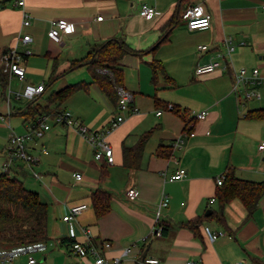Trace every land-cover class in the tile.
<instances>
[{"label": "crops", "instance_id": "obj_1", "mask_svg": "<svg viewBox=\"0 0 264 264\" xmlns=\"http://www.w3.org/2000/svg\"><path fill=\"white\" fill-rule=\"evenodd\" d=\"M19 1L0 0V170L11 135L28 131L25 113L30 105L38 102L55 110L58 105L49 98L73 85L83 87L60 108L90 130L108 128L118 101L94 83L88 66L75 63L112 39L137 52L127 53L119 63L122 87L133 95L131 109L136 112H127L126 120L106 136L113 164L98 160L97 149L76 129L52 123L42 139L28 145L40 160L34 169L41 178H32L20 161L11 168L10 174L29 184L48 206L50 245L38 264H94L91 257L70 252L74 241H88L85 228L105 257H121L123 264H143L149 258L161 264H264V195L253 214L239 199L222 207L218 197L221 177L225 183L228 175L264 183V83L241 84L235 90V73L243 68L249 74L258 69L264 81V0H24V6ZM193 5L211 15L209 28L188 30L182 13ZM143 6L156 9L152 19L140 16ZM25 14L29 26L23 25ZM58 19L76 26L61 43L48 36L51 22ZM25 36L32 41L25 44ZM200 45L209 50L199 52ZM12 50L25 60V80L6 71L5 56ZM215 60L223 67L196 75L197 66ZM153 62L159 66L155 81ZM27 85H44L46 92L25 98ZM249 92L260 98L245 97ZM169 105L175 109L168 110ZM202 112L207 113L204 121L195 118ZM188 124L195 136L184 138ZM146 134L139 168L130 169L124 164V147L136 146ZM180 169L186 177L171 181ZM132 188L138 192L136 201L125 195ZM98 190L112 195L110 210L101 217L93 205ZM165 198L169 205L160 223L167 231L156 236V211ZM84 204L88 210L74 223L76 238L70 239L62 218L72 206ZM195 219L200 220L195 229L185 225ZM206 227L223 234L211 241ZM106 243L111 247L105 248Z\"/></svg>", "mask_w": 264, "mask_h": 264}, {"label": "built area", "instance_id": "obj_2", "mask_svg": "<svg viewBox=\"0 0 264 264\" xmlns=\"http://www.w3.org/2000/svg\"><path fill=\"white\" fill-rule=\"evenodd\" d=\"M19 6H24V0H21L17 3ZM156 14V9L150 6H143L140 11V16L146 19H152ZM182 19L186 23L188 30L196 31L201 29H207L211 26L212 17L210 14L206 13L201 5L189 6L182 13ZM99 21L103 20V17L98 18ZM24 26L30 25V17L25 14L24 16ZM76 26L73 22H70L66 19H58L51 22V27L48 32V36L57 43H61L63 36L66 34H71L75 31ZM25 44H28L32 41L30 36H25L23 38ZM229 51L233 50V47L226 42L224 44ZM197 50L199 52H205L209 50V47L206 45L198 46ZM29 51H26V54H29ZM6 61V71L11 75L18 77L20 80H25L26 78V67L25 60L23 56L18 53L16 50L10 51L5 56ZM223 67V64L219 60L212 61L205 65H199L196 67L195 73L197 76H204L211 74L218 69ZM259 70H253L251 74L248 73L246 69H241L235 73V90L241 84H251V85H261L264 83L261 80L259 75ZM46 92V87L44 85H27L23 92V97L28 99H34L38 96H42ZM118 105H117V115L112 121L110 126L101 131L90 130L88 126L81 123L75 119L71 112L64 110L58 114H45L41 116L36 123L30 124L28 131L25 134H12L10 138V143L6 150L7 161L3 164L0 170V175L7 174L11 172V168L17 161L23 163L25 167L29 170L32 178L40 179L41 175L38 171L34 169V166L39 163V158L32 155L28 150V145L31 142H34L36 139H42L46 133L51 130L52 123L56 125H63L67 127H72L76 129L79 134H81L93 148L97 149L96 158L102 160L107 159L108 163H114V153L112 147L107 143L106 136L110 134L115 128L121 125L126 120V113L133 112L136 110L131 109L133 102V95L124 87H118ZM247 98H260V95L255 92H249L245 95ZM174 106L169 105V110H173ZM158 113V115H160ZM195 118L204 121L207 118V113L202 112L195 115ZM191 124L187 125V130L184 133V138L195 136L194 132L188 131L191 127ZM183 142L182 139L178 140V143ZM260 150H264V143L260 145ZM43 152H47L45 148L42 149ZM186 170L180 169L176 174H174L170 180L179 181L186 177ZM77 181L82 180V175L77 173L75 175ZM224 177H221L218 180V184L223 185ZM126 197L131 201H136L139 199L138 192L136 189L132 188L126 192ZM216 199H213L214 203ZM169 199L165 198L159 205L156 211V221L158 226L153 230V235L161 236L163 234V226L160 223L161 218L163 217V208L168 207ZM88 210V206L78 205L72 206L69 209V212L65 214L62 218L66 231L70 239H75L76 235L74 232V223L77 221L78 217ZM83 232L88 239L87 242L74 241L70 246V252L72 255L79 258H88L91 257L94 260V264H123L121 257L116 258H107L102 253V250L96 246V244L91 240V230L90 228L83 229ZM206 233L208 238L211 241H215L221 236L222 232H213L210 228L206 227ZM48 241H40L35 243H30L22 246H16L7 249H0V264H17L18 260L26 259L27 264H38L39 260L37 255L45 254L49 249ZM105 248H110L111 244L106 243ZM130 252L129 249L125 250L124 255H127ZM143 264H161L159 260L154 258L146 259ZM193 264V263H189ZM236 264H249L245 260L238 261Z\"/></svg>", "mask_w": 264, "mask_h": 264}, {"label": "trees", "instance_id": "obj_3", "mask_svg": "<svg viewBox=\"0 0 264 264\" xmlns=\"http://www.w3.org/2000/svg\"><path fill=\"white\" fill-rule=\"evenodd\" d=\"M159 44L150 51L156 50ZM127 53H137L130 49L123 40L112 39L94 48L88 57L75 63V66H88L92 73L94 83H97L107 96L117 104L118 87L123 86V71L119 63ZM156 79L157 63H151ZM82 84L73 85L62 91L54 93L48 100L50 104H57L55 110L43 103L30 105L27 116L31 124L45 114H58L63 103L74 92L82 89ZM169 110V106H167ZM175 109V108H174ZM173 109V110H174ZM264 114V109L260 111ZM149 134L142 136L134 147H124L125 165L130 169L139 168L144 146ZM227 183L223 182V189L218 197L222 207L234 199H239L247 208L249 214L257 209L259 200L264 195V183H251L236 179L234 175L226 177ZM224 183L226 185H224ZM112 195L98 190L93 195V205L98 217L105 215L110 210ZM200 220L195 219L185 225L195 229ZM167 226L163 225V232ZM49 241L48 237V206L39 194L28 189L18 177L10 173L0 175V248H12L30 243Z\"/></svg>", "mask_w": 264, "mask_h": 264}, {"label": "rangeland", "instance_id": "obj_4", "mask_svg": "<svg viewBox=\"0 0 264 264\" xmlns=\"http://www.w3.org/2000/svg\"><path fill=\"white\" fill-rule=\"evenodd\" d=\"M20 91V90H19ZM25 102H24V100H22V102H21V104H24ZM27 187H29L30 188V185L29 184H27ZM0 249H5V247H2V248H0ZM40 256V254L39 255H37V257H39Z\"/></svg>", "mask_w": 264, "mask_h": 264}]
</instances>
